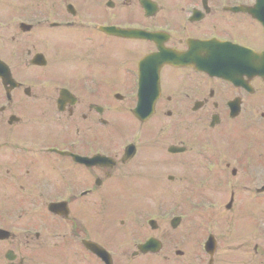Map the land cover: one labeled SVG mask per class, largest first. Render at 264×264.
I'll use <instances>...</instances> for the list:
<instances>
[{"label": "flooded vegetation", "instance_id": "flooded-vegetation-1", "mask_svg": "<svg viewBox=\"0 0 264 264\" xmlns=\"http://www.w3.org/2000/svg\"><path fill=\"white\" fill-rule=\"evenodd\" d=\"M33 6L44 13L23 19L20 0H0V264H264V81L233 84L164 66L153 115L132 114L139 63L158 47L192 53V62H255L243 51L264 49V0ZM118 46L125 50L113 56ZM79 63L87 72L75 76ZM154 76L141 73L151 79L141 91L146 105ZM170 107L172 124L161 118ZM118 127L130 128L127 138L103 142ZM73 156L106 159L86 166ZM165 171L177 174L165 180ZM197 176L199 185L187 181ZM165 181L175 192L215 188L220 204L195 216L175 203L185 219L171 231L152 216L148 236L144 216L132 220L115 203ZM56 202L64 215L47 210ZM204 234L211 247L202 246ZM149 238L160 247L143 253Z\"/></svg>", "mask_w": 264, "mask_h": 264}, {"label": "rangeland", "instance_id": "rangeland-1", "mask_svg": "<svg viewBox=\"0 0 264 264\" xmlns=\"http://www.w3.org/2000/svg\"><path fill=\"white\" fill-rule=\"evenodd\" d=\"M49 13H52V11H47ZM32 13H44V10L41 8H29L27 9L23 15H29ZM115 48L114 53L112 54L113 56H118L121 52V50H125L122 46H118V47H113ZM87 72L86 70V63H79V66L76 70V72L74 73V75H81V74H85ZM128 128H122L119 127V131H116L114 133V135L116 136V138L112 137L111 134V130L109 129L108 131L110 132H105V135L103 136L102 140L103 142L106 143H112V142H116V145H118L119 140L120 139H125V137L127 136L128 132ZM264 138V134L261 135V139ZM171 174H177L175 173V171H165L164 172V176H165V180L166 177L168 175ZM200 176H197L196 179H191V178H187V181L189 183L191 182H195L196 185H199V178ZM74 181H78L79 180V176L75 175L74 177H72ZM165 184L169 187L164 188L163 186H157L156 183H150V185L148 186V188L146 190H137L134 191L130 190L128 191V196L126 201H122L121 206L122 208H125V206H127L128 208H131L132 212H136L139 207L141 206V204H143V207H148V209L150 211L154 210L157 208V204L158 203H162L164 206H170L172 204L175 203H184L183 201H181L182 195L185 193L184 190H182V188H180L179 191L174 192L173 188H177L175 186H173V184H168L167 181H165ZM164 184V185H165ZM174 184H176V182H174ZM201 185V184H200ZM211 191L214 193L212 195V193L207 194V192L205 191V189H203L202 191H194V190H189V192L185 193L186 195L184 199H188V197H190V202H186L187 204L189 203L190 205L196 206L198 203H206V204H211L212 206L216 204H220V198L217 196V190L215 188H212ZM183 196V197H184ZM208 198V201H204L203 199ZM217 201L216 203V200ZM181 202H180V201ZM197 203V204H195ZM115 205H117V203H115ZM189 205V206H190ZM142 207V210H139L138 212L135 213L136 216H144L145 213H142L141 211L144 210V208ZM174 208H170L169 210H172ZM182 209V208H180ZM196 209V208H194ZM198 209H203V208H198ZM146 210V209H145ZM176 212H172V214H175ZM203 216H206V214H202ZM37 264H39V262H37Z\"/></svg>", "mask_w": 264, "mask_h": 264}, {"label": "water", "instance_id": "water-1", "mask_svg": "<svg viewBox=\"0 0 264 264\" xmlns=\"http://www.w3.org/2000/svg\"><path fill=\"white\" fill-rule=\"evenodd\" d=\"M161 52L162 53H160V55H156L155 58H153V57L152 58H148L147 62H150L151 60H156L157 62L159 61L160 64H161V62H163V60H164V62H168V63L173 64V65H187V64H193L194 65V63H195V62L191 61V57L193 55H189L188 58L182 59L181 57L176 58L175 54L169 53L167 51H164V52L161 51ZM258 58L264 59V53L261 54V56H259ZM254 66L256 68L254 73L261 74L262 72H264L263 71L264 70V60L261 61L260 63L255 64ZM202 69L205 70V71L207 70L205 67H202ZM140 108H141V106L139 105L138 109H140ZM137 111H140V110H137Z\"/></svg>", "mask_w": 264, "mask_h": 264}]
</instances>
